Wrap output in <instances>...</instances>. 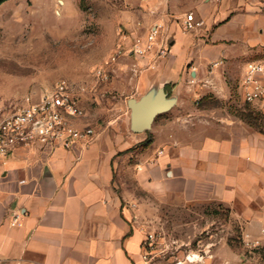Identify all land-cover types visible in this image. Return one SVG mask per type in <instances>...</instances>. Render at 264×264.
<instances>
[{
    "label": "crops",
    "instance_id": "1",
    "mask_svg": "<svg viewBox=\"0 0 264 264\" xmlns=\"http://www.w3.org/2000/svg\"><path fill=\"white\" fill-rule=\"evenodd\" d=\"M129 1L150 28L162 27L170 51L130 54L126 100L104 115L86 110L79 122L94 129L91 142L18 146L0 157V264H146L158 204L226 206L250 234L264 223V133L233 111L248 103L247 64L264 61V0ZM160 88L175 104L134 132L128 100Z\"/></svg>",
    "mask_w": 264,
    "mask_h": 264
},
{
    "label": "rangeland",
    "instance_id": "2",
    "mask_svg": "<svg viewBox=\"0 0 264 264\" xmlns=\"http://www.w3.org/2000/svg\"><path fill=\"white\" fill-rule=\"evenodd\" d=\"M142 17L129 0L6 1L0 6V105L16 111L26 97L37 99L66 79L89 114L113 111L111 102L126 100L121 90L137 64L128 50L113 57L125 33L126 45L133 36L147 35L151 26ZM238 88L239 82L232 84V100L240 101ZM233 111L241 119L252 115L250 122L242 120L264 133V109L244 104ZM157 211L154 239L144 241L146 264L214 255L234 264H264V223L258 232L246 233L243 222L218 204H158Z\"/></svg>",
    "mask_w": 264,
    "mask_h": 264
},
{
    "label": "built area",
    "instance_id": "3",
    "mask_svg": "<svg viewBox=\"0 0 264 264\" xmlns=\"http://www.w3.org/2000/svg\"><path fill=\"white\" fill-rule=\"evenodd\" d=\"M195 25L194 15L188 14L184 22L185 29H193ZM161 32L162 27L156 25L145 37H134L130 45H126L128 37L125 33L123 43L113 59L126 50L137 57H145L155 50L160 57L167 56L170 44L161 40ZM241 90L246 102L264 105V61L247 64ZM73 91L72 84L63 79L54 90L37 99L26 97L24 105L16 111L6 112L0 105V157L9 155L18 146L42 144L71 149L80 143L91 142L95 131L90 125L79 126V122L87 116V111ZM21 224L19 216H14L12 225ZM148 236L147 241L151 242L154 235Z\"/></svg>",
    "mask_w": 264,
    "mask_h": 264
},
{
    "label": "water",
    "instance_id": "4",
    "mask_svg": "<svg viewBox=\"0 0 264 264\" xmlns=\"http://www.w3.org/2000/svg\"><path fill=\"white\" fill-rule=\"evenodd\" d=\"M174 104L175 99L169 97L164 88L150 91L139 100L129 99L132 130L140 133L150 129L155 118L169 110Z\"/></svg>",
    "mask_w": 264,
    "mask_h": 264
},
{
    "label": "trees",
    "instance_id": "5",
    "mask_svg": "<svg viewBox=\"0 0 264 264\" xmlns=\"http://www.w3.org/2000/svg\"><path fill=\"white\" fill-rule=\"evenodd\" d=\"M6 1H8V0H0V6H1L3 3H5ZM246 106H249V104L247 103ZM251 116H252V115H248V116L245 115V117H244V115H242L241 117H243L244 119H246V120H248V121L250 122L249 119H250ZM243 118H242V119H243ZM259 131H260V130H259ZM261 132H262V131H261Z\"/></svg>",
    "mask_w": 264,
    "mask_h": 264
}]
</instances>
